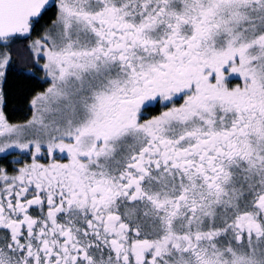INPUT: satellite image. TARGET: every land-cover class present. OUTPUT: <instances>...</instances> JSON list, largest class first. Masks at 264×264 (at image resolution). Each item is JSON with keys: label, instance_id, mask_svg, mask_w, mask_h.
<instances>
[{"label": "snow or ice", "instance_id": "obj_1", "mask_svg": "<svg viewBox=\"0 0 264 264\" xmlns=\"http://www.w3.org/2000/svg\"><path fill=\"white\" fill-rule=\"evenodd\" d=\"M0 264H264V0H0Z\"/></svg>", "mask_w": 264, "mask_h": 264}, {"label": "trees", "instance_id": "obj_2", "mask_svg": "<svg viewBox=\"0 0 264 264\" xmlns=\"http://www.w3.org/2000/svg\"><path fill=\"white\" fill-rule=\"evenodd\" d=\"M25 112H26V109H24V110H22V111H17V113H16V115H15V119H23V117H24V114H25Z\"/></svg>", "mask_w": 264, "mask_h": 264}]
</instances>
